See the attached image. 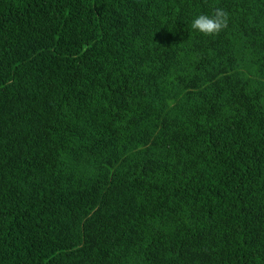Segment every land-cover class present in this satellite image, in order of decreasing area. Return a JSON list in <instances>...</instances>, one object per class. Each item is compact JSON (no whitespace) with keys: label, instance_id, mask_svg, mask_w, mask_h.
<instances>
[{"label":"trees","instance_id":"obj_1","mask_svg":"<svg viewBox=\"0 0 264 264\" xmlns=\"http://www.w3.org/2000/svg\"><path fill=\"white\" fill-rule=\"evenodd\" d=\"M0 264H264V0H0Z\"/></svg>","mask_w":264,"mask_h":264},{"label":"clouds","instance_id":"obj_2","mask_svg":"<svg viewBox=\"0 0 264 264\" xmlns=\"http://www.w3.org/2000/svg\"><path fill=\"white\" fill-rule=\"evenodd\" d=\"M230 23V13L222 5H213L209 13L201 12L191 21V29L205 37L215 36L226 30Z\"/></svg>","mask_w":264,"mask_h":264}]
</instances>
